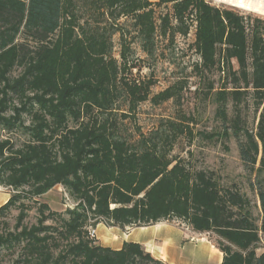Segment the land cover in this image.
<instances>
[{
  "label": "trees",
  "instance_id": "trees-1",
  "mask_svg": "<svg viewBox=\"0 0 264 264\" xmlns=\"http://www.w3.org/2000/svg\"><path fill=\"white\" fill-rule=\"evenodd\" d=\"M92 3L104 19L130 17L146 49L156 32L153 3L171 8V15L160 19L164 36L186 37L194 27L200 68H217L225 79L215 94L216 115L226 125L228 98L240 102L247 89L257 109L262 108L254 131L242 127L238 117L224 131L227 138L232 130L242 164L261 176L264 19L206 0ZM116 33L125 63L129 49L121 27L80 24L75 0H0V133L26 136L16 146L0 135V186L11 190L0 206V218L18 212L13 230L0 232V255L22 244L16 264H165L137 243H124L120 250L100 246L89 237V229L179 220L194 234L217 238L213 246L223 255L221 264H264V183L251 185L259 203L255 217L251 200L236 185L224 187L211 171L167 159L154 143L142 141L136 148L114 136L112 117L121 95L128 96L130 109L147 99V93L123 79L125 66L111 55ZM214 88L208 84L209 92ZM175 93L168 88L153 101ZM56 186L65 189L74 206L57 213L41 203L36 223L25 225V201Z\"/></svg>",
  "mask_w": 264,
  "mask_h": 264
},
{
  "label": "rangeland",
  "instance_id": "rangeland-1",
  "mask_svg": "<svg viewBox=\"0 0 264 264\" xmlns=\"http://www.w3.org/2000/svg\"><path fill=\"white\" fill-rule=\"evenodd\" d=\"M206 1L220 9H229L246 17L264 19L262 16L225 4ZM75 3L80 24L88 22L94 27L97 24L107 25L108 29L113 25L121 27L125 44L129 49L124 59L125 63L121 57L119 33L111 38V55L119 65L125 66L124 73H121L123 79L130 86L141 88L142 94L147 93V99L137 104L134 109L129 108L128 96L121 95L112 117L116 123L113 129L114 136L136 148L141 147L142 141L154 143L160 153L167 154L169 160L185 161L196 170L213 172L222 186L236 185L251 200L253 214L258 217L259 203L251 185H255L257 181L264 183V173L258 176L255 168L251 170L242 164L238 143L231 136L232 130L228 131L229 137L224 136L225 128L231 125L236 117L239 118L242 127L250 131L255 130L262 108L257 109V101L252 91L247 89L240 102L228 98L226 111L229 121L225 125L216 115L215 95L225 85V79L217 68L210 71L200 68V60L194 49V27L189 29L186 37L175 34L173 40L170 32L165 36L162 34L160 19L166 14L171 15L170 6L152 4L156 32L152 46L146 49L130 17L120 18L117 21L104 19L100 16L101 11L93 6L92 0H75ZM232 66L237 70L235 62ZM18 72V69L15 70L13 75H17ZM211 82L214 83L215 88L209 92L208 84ZM232 87L230 83L227 89L230 90ZM168 88H175L176 93L173 98L162 102L153 101L158 94ZM212 134H216L214 138L209 137ZM0 135L11 138L16 146L26 140V136L20 131L9 134L1 132ZM7 194L10 196L11 190L0 186V206L3 205ZM25 203L29 210L24 223L28 226L36 223L37 208L41 203L48 204L57 213H64L66 209L74 206V202L61 186H56L46 195ZM17 213L12 211L0 218V232L13 230ZM51 223L48 221L46 224ZM169 223L184 235L192 248L200 247L202 244L207 245V242L216 244L217 238L212 234H194L179 220H172ZM21 253L22 244L9 250L3 249L0 264H16Z\"/></svg>",
  "mask_w": 264,
  "mask_h": 264
},
{
  "label": "crops",
  "instance_id": "crops-1",
  "mask_svg": "<svg viewBox=\"0 0 264 264\" xmlns=\"http://www.w3.org/2000/svg\"><path fill=\"white\" fill-rule=\"evenodd\" d=\"M52 191V190H51ZM49 193V192H48ZM6 195L3 202L9 199ZM120 229L96 226L97 242L100 246L120 250L124 243L133 242L144 247L155 259L165 264H221L223 255L212 244H202L192 248L184 235L168 221L158 222L146 227Z\"/></svg>",
  "mask_w": 264,
  "mask_h": 264
},
{
  "label": "bare ground",
  "instance_id": "bare-ground-1",
  "mask_svg": "<svg viewBox=\"0 0 264 264\" xmlns=\"http://www.w3.org/2000/svg\"><path fill=\"white\" fill-rule=\"evenodd\" d=\"M264 17V0H211Z\"/></svg>",
  "mask_w": 264,
  "mask_h": 264
},
{
  "label": "built area",
  "instance_id": "built-area-1",
  "mask_svg": "<svg viewBox=\"0 0 264 264\" xmlns=\"http://www.w3.org/2000/svg\"><path fill=\"white\" fill-rule=\"evenodd\" d=\"M89 237L92 238V239H96L97 237V231H96V228H90L89 229Z\"/></svg>",
  "mask_w": 264,
  "mask_h": 264
}]
</instances>
